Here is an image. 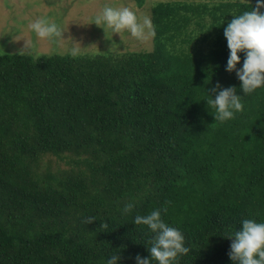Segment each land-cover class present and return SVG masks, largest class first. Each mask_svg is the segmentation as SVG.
<instances>
[{"label":"trees","instance_id":"obj_1","mask_svg":"<svg viewBox=\"0 0 264 264\" xmlns=\"http://www.w3.org/2000/svg\"><path fill=\"white\" fill-rule=\"evenodd\" d=\"M252 6L155 2L150 51L34 56L0 40V264H105L117 251L135 264L153 233L133 217L154 208L190 249L175 264H234L226 235L264 221V87L224 122L204 98L216 82L240 92L223 29Z\"/></svg>","mask_w":264,"mask_h":264},{"label":"clouds","instance_id":"obj_2","mask_svg":"<svg viewBox=\"0 0 264 264\" xmlns=\"http://www.w3.org/2000/svg\"><path fill=\"white\" fill-rule=\"evenodd\" d=\"M74 7L70 9H74ZM71 11V10H69ZM106 23L112 32L119 33L127 29L133 36L141 37L145 29L152 30L151 20L147 17L138 21L136 13L128 6L113 7L105 4L95 18V23ZM29 28L38 37L53 39L61 37L62 30L54 20L40 17L29 24ZM226 45L229 49L225 70L235 72L239 80L237 86H222L219 82L207 91L204 98L207 105L215 109L214 121L224 122L233 119L235 114L243 111V96L256 89L264 87V0H255L251 10L232 15L223 29ZM79 47H72L69 54H79ZM243 52V62L237 67ZM214 93V96L212 95ZM242 93V94H241ZM133 203L123 205V211L128 212ZM162 211L166 209L154 208L144 215H135L133 223L146 225L153 233L148 255L136 254L135 264H175L181 254H187L190 249L185 244V236L178 227L172 226L162 218ZM93 218L89 217L88 222ZM239 230L231 231L226 236L230 238L228 256L234 264H264V221L254 218H244L240 221ZM104 227L107 225L104 224ZM120 260L118 251L110 255L105 264H117Z\"/></svg>","mask_w":264,"mask_h":264},{"label":"rangeland","instance_id":"obj_3","mask_svg":"<svg viewBox=\"0 0 264 264\" xmlns=\"http://www.w3.org/2000/svg\"><path fill=\"white\" fill-rule=\"evenodd\" d=\"M1 1V0H0ZM6 10V23L0 24V40L6 38L9 51L30 53L34 56L57 52L65 54L72 47H79V54H95L101 51L116 53L125 50L150 51L152 31L145 29L141 37L133 36L127 29L112 32L106 23H95L103 6L130 7L142 22L151 20L150 7L158 1L143 0L141 6L136 0H10ZM75 8L69 11L70 8ZM40 17L54 20L61 28V37L45 39L38 37L29 24ZM3 18V14H0ZM152 24V23H151ZM153 30V28H152Z\"/></svg>","mask_w":264,"mask_h":264}]
</instances>
